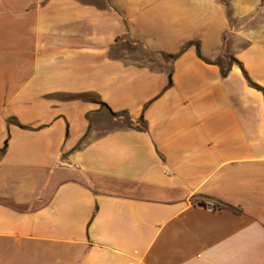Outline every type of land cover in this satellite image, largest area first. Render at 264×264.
<instances>
[{"label":"crops","instance_id":"crops-1","mask_svg":"<svg viewBox=\"0 0 264 264\" xmlns=\"http://www.w3.org/2000/svg\"><path fill=\"white\" fill-rule=\"evenodd\" d=\"M0 264H264V0H0Z\"/></svg>","mask_w":264,"mask_h":264},{"label":"rangeland","instance_id":"rangeland-1","mask_svg":"<svg viewBox=\"0 0 264 264\" xmlns=\"http://www.w3.org/2000/svg\"><path fill=\"white\" fill-rule=\"evenodd\" d=\"M232 15V12L230 11V16ZM127 52L130 55V58L140 61H145L148 63H152L154 66H159L163 60H166L163 56L157 55V54H151L145 52L142 48L140 47H133L132 45L127 46ZM230 59V55L224 53L222 57H220L218 60L215 62L221 63L223 65L226 64ZM167 61V60H166Z\"/></svg>","mask_w":264,"mask_h":264},{"label":"trees","instance_id":"trees-1","mask_svg":"<svg viewBox=\"0 0 264 264\" xmlns=\"http://www.w3.org/2000/svg\"><path fill=\"white\" fill-rule=\"evenodd\" d=\"M191 45H195L196 47H197V49H198V52H199V44L198 43H190L189 44V46H191ZM199 55H200V52H199ZM200 57H201V55H200ZM223 75L225 76V75H227V72H223ZM251 82V81H250ZM251 84L254 86V87H256V88H259L258 86H256L255 84H253L252 82H251ZM105 108H107L106 107V105L104 106ZM112 113V112H111ZM125 114V113H124ZM112 115H114V116H118L119 114H114V113H112ZM217 207V205L215 206V208ZM220 208H222L221 206H219Z\"/></svg>","mask_w":264,"mask_h":264}]
</instances>
